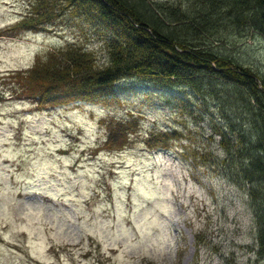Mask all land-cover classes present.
<instances>
[{
	"label": "rangeland",
	"instance_id": "374dc122",
	"mask_svg": "<svg viewBox=\"0 0 264 264\" xmlns=\"http://www.w3.org/2000/svg\"><path fill=\"white\" fill-rule=\"evenodd\" d=\"M30 1L0 0V264H264L248 184L204 163L223 154L205 116L216 94L207 106L132 76L82 94L47 87L43 103L18 84L8 94V70L67 42L105 55L102 28L61 1L51 20L15 27ZM245 34L226 49L264 75V38Z\"/></svg>",
	"mask_w": 264,
	"mask_h": 264
},
{
	"label": "trees",
	"instance_id": "16d2710c",
	"mask_svg": "<svg viewBox=\"0 0 264 264\" xmlns=\"http://www.w3.org/2000/svg\"><path fill=\"white\" fill-rule=\"evenodd\" d=\"M57 1L102 28L103 59L67 42L42 59L37 56L25 72L8 70L5 79L15 81L8 84V94L43 103L55 98L46 96L47 87L52 94H82L126 76L151 85L188 87L207 106L206 96L216 94L217 111L208 109L205 116L223 154L204 163L219 167L235 183L248 184L256 252L264 256V75L226 49L248 30L264 38V0H33L15 27L36 28L51 20ZM217 80L227 92L223 96ZM15 84L24 88L21 94ZM123 124H112L109 134ZM195 239L199 245L205 242L201 231Z\"/></svg>",
	"mask_w": 264,
	"mask_h": 264
}]
</instances>
